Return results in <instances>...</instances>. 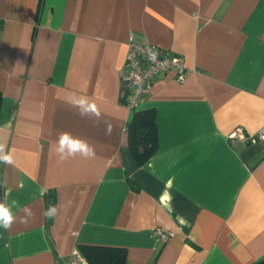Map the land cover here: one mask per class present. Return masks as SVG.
I'll list each match as a JSON object with an SVG mask.
<instances>
[{
	"label": "crops",
	"instance_id": "crops-1",
	"mask_svg": "<svg viewBox=\"0 0 264 264\" xmlns=\"http://www.w3.org/2000/svg\"><path fill=\"white\" fill-rule=\"evenodd\" d=\"M131 35L186 66L183 83L161 73L134 110ZM70 93L93 99L99 121ZM148 109L157 146L137 165L126 127ZM237 126L248 143L228 141ZM262 126L264 0H0V144L15 161L0 163V201L34 212L25 224L14 209L0 228V264H59L80 244L124 248L125 264H264ZM62 131L95 156L59 162Z\"/></svg>",
	"mask_w": 264,
	"mask_h": 264
},
{
	"label": "built area",
	"instance_id": "built-area-1",
	"mask_svg": "<svg viewBox=\"0 0 264 264\" xmlns=\"http://www.w3.org/2000/svg\"><path fill=\"white\" fill-rule=\"evenodd\" d=\"M126 46L122 79L129 86L126 104L130 110H134L149 93L153 82L161 73L172 70L177 82L183 83L186 80V66L180 56L168 55L153 44L140 43L132 35L128 38ZM257 136L264 139V126L258 130ZM226 137L230 144L250 141V136L241 126L235 127ZM158 236L166 240L169 232L158 230ZM59 264H89V262L79 248L74 247L66 258L59 261Z\"/></svg>",
	"mask_w": 264,
	"mask_h": 264
},
{
	"label": "clouds",
	"instance_id": "clouds-1",
	"mask_svg": "<svg viewBox=\"0 0 264 264\" xmlns=\"http://www.w3.org/2000/svg\"><path fill=\"white\" fill-rule=\"evenodd\" d=\"M65 102L71 107L78 109V114L81 117L95 118L99 121L101 117V109L97 103L88 96L70 93L65 97ZM111 126H107L106 132L110 134ZM50 151H52L59 162H66L77 157L90 159L95 156V149L88 140L79 136H74L72 133L62 131L53 141ZM14 157L11 151H6L5 146L0 144V163L11 166L14 164ZM70 203V202H69ZM16 211H22L23 216L19 218L20 223H28L33 217L34 212L30 206H21L16 199L8 200L7 198L0 201V228L10 230L12 225L17 222ZM59 212V206L49 205L43 212L44 217L53 218Z\"/></svg>",
	"mask_w": 264,
	"mask_h": 264
},
{
	"label": "trees",
	"instance_id": "trees-1",
	"mask_svg": "<svg viewBox=\"0 0 264 264\" xmlns=\"http://www.w3.org/2000/svg\"><path fill=\"white\" fill-rule=\"evenodd\" d=\"M128 148L137 165L144 164L155 152L157 133L155 112L152 109L133 111L127 122ZM47 206L54 205V194H47ZM81 253L89 264H125L126 251L124 248L80 244Z\"/></svg>",
	"mask_w": 264,
	"mask_h": 264
}]
</instances>
